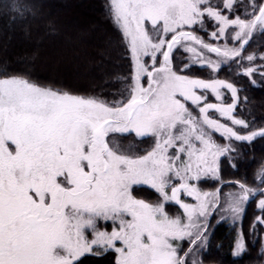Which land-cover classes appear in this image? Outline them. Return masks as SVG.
<instances>
[{
    "label": "snow or ice",
    "instance_id": "1",
    "mask_svg": "<svg viewBox=\"0 0 264 264\" xmlns=\"http://www.w3.org/2000/svg\"><path fill=\"white\" fill-rule=\"evenodd\" d=\"M235 5L236 0H222V7L213 0H108L132 61L126 99L108 103L22 76L0 77V264H77L97 249L114 251L115 264H187L193 247L206 245L208 217L221 206L225 183L221 158L235 151L233 140L250 143L264 138V129L236 131L233 126L249 125L234 114V84L180 75L173 54L182 49L190 64L212 72L243 60L255 33L264 35V0H249L244 18L232 17ZM4 7L13 22L31 11L21 0ZM209 22V40L230 38L238 46L205 41L197 30L207 32ZM256 71L247 66L243 75L251 79ZM222 89L231 93V103H224ZM209 92L218 103L206 102ZM133 133L141 140L153 138L145 154L129 155L110 143L111 134ZM217 135L227 143L218 142ZM256 178L255 187L228 182L238 191L224 195L222 208L235 222L259 195L262 215L253 228L264 223V165ZM208 179L221 187L202 191L199 184ZM141 185L158 194L156 202L133 195L134 186ZM182 194L195 203L185 202ZM169 204L182 214L170 215ZM100 221L111 222L112 230H101ZM184 240L189 247L181 255L182 245L174 242ZM243 251L241 232L233 255Z\"/></svg>",
    "mask_w": 264,
    "mask_h": 264
},
{
    "label": "trees",
    "instance_id": "2",
    "mask_svg": "<svg viewBox=\"0 0 264 264\" xmlns=\"http://www.w3.org/2000/svg\"><path fill=\"white\" fill-rule=\"evenodd\" d=\"M10 2L11 0H0V77L22 76L41 87L96 97L108 103L126 99L132 72L130 53L109 14L108 0H21L31 6V11L23 19H15V22L12 13L7 12L4 7ZM213 2L222 7V0ZM248 4L249 0H236L232 17L239 14L244 18ZM208 26L209 31L213 30L211 22ZM49 52L61 56L57 65L60 70L71 71L72 65L86 71V75L77 72V77L82 80L78 87L46 79V74L41 69V60L43 61L42 55ZM248 55H254L255 59L249 62L246 59ZM242 56L243 60L238 57L235 61H229L221 65L217 72L197 65L185 69H181V66L176 68L178 74L192 78L220 79L233 83L238 90L234 114L249 125L247 129L233 127L240 134H247L264 129V78L261 76V71H264V59H261L264 57V35L259 31L255 33L245 46ZM247 66L257 69L251 79L243 75ZM112 72L114 73L110 78ZM105 74L109 76L106 79ZM85 78L86 82L83 80ZM221 91L224 103H231V93L227 89ZM207 100L213 103L212 97ZM193 112L197 113L194 109ZM222 122L230 125V121ZM121 139L118 144L128 148L131 145L133 150L130 151L136 155L145 154L153 146L150 137L134 140L127 136ZM216 139L220 143H227L218 135ZM231 143L235 151L221 158L220 175L225 182L221 195L238 191L235 183L228 182L240 181L251 187L257 186L259 181L256 173L264 165V138L257 137L250 143L235 140ZM199 187L202 191L212 192L221 187V183L208 179L201 181ZM133 195L149 203L158 199V194L147 186H135ZM260 198L257 195L251 200L246 205L245 212L235 222L230 218L216 222V210L212 213L206 233L207 243L197 252L199 264H264V223H257L255 228L252 227L256 218L262 215L257 208ZM173 207L174 210L166 206L170 215H176L175 210L180 211L175 204ZM241 232L244 251L233 255L237 234ZM188 246L189 243H186L183 252ZM110 253L103 251L100 253L104 255L102 257L86 255L77 264H114Z\"/></svg>",
    "mask_w": 264,
    "mask_h": 264
},
{
    "label": "rangeland",
    "instance_id": "3",
    "mask_svg": "<svg viewBox=\"0 0 264 264\" xmlns=\"http://www.w3.org/2000/svg\"><path fill=\"white\" fill-rule=\"evenodd\" d=\"M208 27H210V26H208ZM118 31L120 33L121 38H123V35L120 32L119 28H118ZM211 31L212 30L209 31V29H208L207 32H203V31H200L198 29L197 30V34L200 35L205 41H207V42H209V43H211L213 45H221L222 46L224 44H228V46H230V47L238 46L239 42H237L236 44H233V42H232V40L230 38L227 39V40H223V39H220V40H209V35H210ZM123 40H124V38H123ZM124 43H125V41H124ZM125 45L127 46L126 43H125ZM127 48H128V46H127ZM208 55L213 60L217 59V57L214 54H208ZM42 57H43V61L41 60V64H42L41 69L44 71V74H46V79L47 80H54V81H58V82H64V84H68V85L73 86V87H78L79 86L78 83L81 82L82 80H80L81 78L77 77L78 76L77 72L79 74H81V75H86L85 74L86 71L84 69L81 70L78 67L72 66V65H70L72 70L71 71L69 70L68 72L65 71V70H60L61 68H57L58 62L61 60V56L59 54H54V53L52 54L51 52H49L48 54H43ZM130 60H131V56H130ZM186 64H188L189 66H192V64H190V61L188 59V53L184 52L182 49L174 50V54H173V69L176 72H177V68H176L177 66H181L180 67L181 69H183V68L185 69L186 68L185 67ZM224 64H226V63H224ZM224 64H222V65H224ZM196 65L201 67L198 64H196ZM131 68H132V61H131ZM114 72H112L109 75L110 78H111V76H113ZM109 76H108V74H105V79L107 77H109ZM103 78H104V76L101 77V79H103ZM83 80L86 82V78L83 79ZM142 83H143V85L145 87L147 86V78L146 77L142 80ZM73 87H71V88H73ZM72 90H75V89H72ZM207 97H208V99H211V97H212L213 103H218L210 92L207 93ZM210 101L207 100L206 102H210ZM188 107L191 108L192 110L194 109V108H192V105L190 103H188ZM194 110L197 112L196 114L198 115V111L196 109H194ZM210 115H211V113H210ZM213 117L218 119L219 116H218V114L213 113ZM112 136L116 137L115 140L112 139ZM127 136L133 138L134 140L137 139V137H135L134 133L131 134V135H127ZM127 136H120V134H111L110 137H109V140H110V143L113 146L117 147L120 151H122V152H124L126 154H129V155H136V154L132 153V151H130V150H133V147L131 145H130V148H128L126 146L124 147V145L121 147L120 144H118V141H120L121 137L123 138V137H127ZM121 141H122V139H121ZM152 141H153V138H152ZM153 143H154V141H153ZM141 186H144V185H141ZM212 192H214V191H212ZM226 194L227 193H224L223 195H221V206L218 207L216 209V211H215V215H217V220H218L216 222H219L220 220H224V219H222V217H226V219L227 218L232 219L230 215H228V214H226V213H224L222 211L223 204H224L223 197ZM181 198L187 203H192V204L195 203V201L192 200L191 197H185V196H183V194L181 195ZM166 206H168L172 210H174L173 204H169V205H166ZM175 211L177 212L176 214H178V213L182 214V212H181L182 210H180V211L179 210L178 211L175 210ZM210 217H211V215L208 217V221H207L208 222V226H209V223H210ZM238 220L239 219H237L236 221H238ZM99 226L101 227V230H106V231H109V232L112 230L111 222L100 221L99 222ZM87 237H88L89 240L92 238V235H91L90 232L87 233ZM174 243H179V244L182 245L181 255H183L182 253H183L184 249L186 248V243H188V241L184 240V241H181V242H174ZM117 246L118 247L120 246L119 242H117ZM188 247H187L186 251L188 250ZM263 249H264V240H263ZM200 250H201L200 246L193 247V251L186 257L187 264H193V261H195V264H199L198 257H197V252L200 251ZM97 251L99 252V254H95V252H97ZM103 251H104L103 249H97V250H94V253L86 254V255H89V256H93L94 255V256L102 257L103 254H100V253H102ZM107 252H111L110 255L113 258V261H114V264H115L116 253L114 251H112V250H109Z\"/></svg>",
    "mask_w": 264,
    "mask_h": 264
},
{
    "label": "flooded vegetation",
    "instance_id": "4",
    "mask_svg": "<svg viewBox=\"0 0 264 264\" xmlns=\"http://www.w3.org/2000/svg\"><path fill=\"white\" fill-rule=\"evenodd\" d=\"M177 207H179L178 205H176Z\"/></svg>",
    "mask_w": 264,
    "mask_h": 264
},
{
    "label": "water",
    "instance_id": "5",
    "mask_svg": "<svg viewBox=\"0 0 264 264\" xmlns=\"http://www.w3.org/2000/svg\"><path fill=\"white\" fill-rule=\"evenodd\" d=\"M253 199H254V198H253ZM253 199H252V200H253Z\"/></svg>",
    "mask_w": 264,
    "mask_h": 264
}]
</instances>
